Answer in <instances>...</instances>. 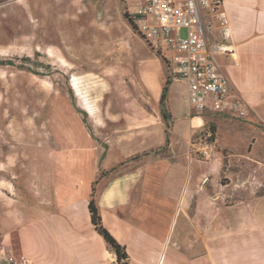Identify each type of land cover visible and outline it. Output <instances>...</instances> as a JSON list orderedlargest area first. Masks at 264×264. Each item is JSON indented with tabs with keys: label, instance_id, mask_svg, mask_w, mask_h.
I'll return each instance as SVG.
<instances>
[{
	"label": "crops",
	"instance_id": "crops-1",
	"mask_svg": "<svg viewBox=\"0 0 264 264\" xmlns=\"http://www.w3.org/2000/svg\"><path fill=\"white\" fill-rule=\"evenodd\" d=\"M223 9L233 52L215 58L249 114L175 115L172 80L164 119L159 100L174 64L149 55L139 68L146 95L138 91L140 99L123 108L126 126L114 132L117 140L96 145L98 159L39 160L29 173L12 175L25 178L21 189L0 178V264H10V255L31 264H116L90 221L93 183L103 226L124 245L128 264H264V0H223ZM203 18L208 42L222 40L206 11ZM207 114L217 115L219 125L209 156L198 158L192 148L203 139ZM140 132L142 140L126 141ZM156 146L164 149L161 156L130 158ZM111 167L116 171L98 178ZM157 207L168 210L159 227L129 219Z\"/></svg>",
	"mask_w": 264,
	"mask_h": 264
},
{
	"label": "rangeland",
	"instance_id": "rangeland-1",
	"mask_svg": "<svg viewBox=\"0 0 264 264\" xmlns=\"http://www.w3.org/2000/svg\"><path fill=\"white\" fill-rule=\"evenodd\" d=\"M141 2L0 0V62H11L0 65V162L13 164L7 168L0 163V178L21 189L25 178L16 181L12 177L15 171L29 173L32 163L46 159L93 161L99 157L96 145L104 148L117 140L114 132L126 126L123 108L140 99L138 91L146 95L139 71L143 59L156 54L123 16L135 11ZM59 54L70 63L68 67L62 65ZM73 75L77 89L71 86ZM185 89L184 81L173 83L175 115L186 112ZM217 120V115L207 114L200 133L212 132ZM142 133L129 134L126 141L137 142ZM49 150L52 155H48ZM162 151L157 146L147 150L153 157L161 156ZM142 152L130 158L143 157H135ZM221 180L225 182L226 177ZM167 211L152 208L129 219L142 223L140 226L159 227ZM178 222L180 226L181 217ZM173 231L176 237L180 230L175 227Z\"/></svg>",
	"mask_w": 264,
	"mask_h": 264
},
{
	"label": "built area",
	"instance_id": "built-area-1",
	"mask_svg": "<svg viewBox=\"0 0 264 264\" xmlns=\"http://www.w3.org/2000/svg\"><path fill=\"white\" fill-rule=\"evenodd\" d=\"M130 12L136 17L137 32L147 45L174 64L170 79L186 84V113L222 112L238 117L249 114L244 100L229 88L216 54L232 53L231 28L223 9V0H141ZM218 21L222 40L208 42L203 12ZM211 21V22H212ZM210 130L203 133L199 146L192 148L196 155L207 158L212 149ZM10 264H31L23 255L8 256Z\"/></svg>",
	"mask_w": 264,
	"mask_h": 264
},
{
	"label": "trees",
	"instance_id": "trees-1",
	"mask_svg": "<svg viewBox=\"0 0 264 264\" xmlns=\"http://www.w3.org/2000/svg\"><path fill=\"white\" fill-rule=\"evenodd\" d=\"M123 16L126 19V21L130 24L132 29L134 31H137V28H136L135 22H134V20H136V17H134L133 14H131L130 12L129 13L124 12ZM155 53L158 57H161V59L167 63V61L165 60V57L163 55H161L159 52H155ZM5 64H11V62H9V61L6 62L5 59H2L0 62V65H5ZM171 81L172 80L170 79V76H167L165 79V83H164V86L162 88V93H161L160 100H159L160 108H161V114H162L164 119H167V116H168V114L165 110V108H166V93H167L168 86L171 84ZM213 133H214V128H212V132H211L212 135H211L210 139L213 138ZM165 141H166L165 144H167L168 138H166ZM150 151H152V150H150ZM147 154H148L147 151H143L141 154H135V157H138L139 155L144 156ZM132 159H136V158H132ZM116 169H117L116 167H111L107 170H103L99 173L98 178L102 177V176H106L107 174H109L113 171H116ZM88 211L90 213V221H91L92 225L94 226V229L97 231V233H99L102 236V238L104 239L107 246L114 252V254L116 256V264H128V254L126 252L124 245H121L117 241V239L110 233V231L108 229H106V227L103 226V223L101 220V214H100L99 209L96 205L94 183L92 184L91 194H90V198L88 201Z\"/></svg>",
	"mask_w": 264,
	"mask_h": 264
},
{
	"label": "bare ground",
	"instance_id": "bare-ground-1",
	"mask_svg": "<svg viewBox=\"0 0 264 264\" xmlns=\"http://www.w3.org/2000/svg\"><path fill=\"white\" fill-rule=\"evenodd\" d=\"M50 51H52V50H50ZM52 52H53V51H52ZM54 54H55V53H54ZM49 55H50V54H49ZM57 56H58V55H57ZM58 57H59V59L62 61V65L68 67V65H69L70 63H67V62H66L65 58L63 57V55H62V54H59ZM76 79H77L76 76L73 75V77H72V79H71V81H72V82H71V86L75 87V89H77V87H78V86L76 85V83L78 82V81H76ZM86 109H88V108H85V110H86ZM86 111H87V110H86ZM87 112H88V113H91V115L93 114V112L90 111V110H88ZM195 125H196V124H195ZM199 125H201V124H199ZM199 125H198V126H199ZM196 126H197V125H196Z\"/></svg>",
	"mask_w": 264,
	"mask_h": 264
}]
</instances>
